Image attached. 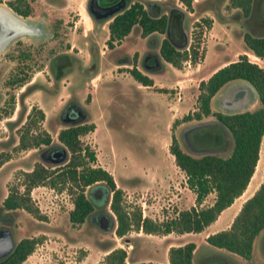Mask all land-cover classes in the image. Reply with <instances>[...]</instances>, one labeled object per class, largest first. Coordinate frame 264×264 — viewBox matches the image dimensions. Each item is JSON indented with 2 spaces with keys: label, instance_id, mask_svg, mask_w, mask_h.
Masks as SVG:
<instances>
[{
  "label": "rangeland",
  "instance_id": "374dc122",
  "mask_svg": "<svg viewBox=\"0 0 264 264\" xmlns=\"http://www.w3.org/2000/svg\"><path fill=\"white\" fill-rule=\"evenodd\" d=\"M5 2L6 0H1L0 4L7 6ZM28 2L31 15L26 18L39 22L38 32L35 34L37 37L18 36L0 51V156L6 158L0 164V229L7 227L11 231L13 242L23 236L41 239L20 264H103V257L109 246H120L127 254L131 252L138 259L169 264L168 247L186 240V235L181 236L175 232L147 233L130 228L122 236H117L113 231L116 220L106 201L102 202L100 210L111 217L112 228L108 231L101 230L97 225L99 220L96 221L90 214L83 222H71L68 211L72 207V195L65 189L57 190L48 185H37L30 190L31 200L42 215L41 218L21 208H2L1 201L9 186L21 181L22 170L31 168L37 161L49 168L53 167L52 164L43 162L37 153L45 147L44 144L16 148L19 132L31 107H38L44 114L39 125L48 131L51 143H58L56 132L63 124L57 120L56 115L65 100L72 96L88 113L87 120L94 123L93 129L80 135V139L94 150L95 164L107 169L116 186L122 189L121 202L126 210L138 207L142 216L160 220L173 215L180 208L190 206L188 191L194 196L195 194L188 187L184 173L174 164L173 156L168 151L170 136L174 134L183 149L193 154L216 151V147L193 150L180 135V130L187 131L191 126L213 121L215 117L210 114L202 116L201 121H195L192 117L183 119L182 116H191L195 109L198 82L206 79V73L226 57L236 58L235 54L243 49L241 34L246 30L264 34V0H254L248 26L242 19L231 17L234 8H225L227 0H219L215 7L209 2L202 5L197 13L199 17L210 18L211 26L206 31L200 58L194 61L183 60L177 70L164 61V71L160 68L156 70L159 65L148 66L147 70L141 67L143 52H156L157 46H150L146 37L130 33V39L122 42H126L129 53L137 50V67L155 80L154 86L150 87L141 86L126 70L127 66H117L106 60V27L97 37L101 58L98 72L86 74L73 68L55 79L47 61L51 53L67 50L83 63L89 60L87 42L80 38L83 29L89 31L91 24L85 0ZM213 8H216L217 14ZM186 14L188 20L185 22V30L189 38L196 13L192 10L186 11ZM219 14L226 17L220 20ZM133 31L135 32V27ZM156 36L159 39L161 35ZM133 37L137 39L136 42H131ZM17 48L29 52V59L16 58ZM246 51L249 53H241L264 67L263 57ZM19 76L24 77L22 82H10L9 78ZM256 103L257 101L248 109H252ZM211 108L223 112L231 109L221 108L212 99ZM168 110L176 116L171 117ZM112 111L115 112L108 124ZM172 118L178 119L176 124L172 125ZM204 129V145L224 146L228 149L229 140L223 128L212 124ZM207 132L212 136L217 133L220 137L218 142L213 143L207 137ZM262 135L260 162L264 160V132ZM220 152L224 154L223 150ZM260 169L261 165L249 181V186L260 177ZM184 185L189 188L188 191L182 188ZM87 190L86 188V193ZM212 196V192L207 193L203 204L209 203ZM229 210L222 213L218 223L228 215ZM214 226L209 225L196 233L193 239L200 244L204 231ZM123 237H129L130 242H124ZM107 244L108 247H103ZM200 249L206 255L205 258L211 259L212 264H264V229L253 241L249 260L210 244L204 246L201 243ZM197 257L195 253L194 264H197ZM127 262L126 257L124 264Z\"/></svg>",
  "mask_w": 264,
  "mask_h": 264
},
{
  "label": "trees",
  "instance_id": "16d2710c",
  "mask_svg": "<svg viewBox=\"0 0 264 264\" xmlns=\"http://www.w3.org/2000/svg\"><path fill=\"white\" fill-rule=\"evenodd\" d=\"M175 1H154L156 10L153 13L147 11L140 2L130 4L110 23L111 37L119 39L135 27L139 29L140 36H148V41L152 35L155 36L153 45L157 46L156 53L159 59L175 67H179L183 60L199 59L206 31L211 26V19L205 16L199 17L197 11H200L199 9L202 5L205 6L206 2L215 7L219 0H196L195 3L194 0ZM5 3L21 16L31 15L28 0H6ZM253 3L254 0H227L225 8H234L231 17L242 19V22L248 26L247 21L253 9ZM213 9L217 14L216 8ZM192 10L196 14L192 20L190 36L187 38L186 11ZM224 17L226 16L219 14L218 18L222 20ZM155 33L161 35L159 39ZM241 39L245 50L259 57L264 55V34L246 30L241 34ZM108 44L112 45L110 41ZM15 56L19 60H26L30 57V53L17 48ZM136 57L137 52H134L132 66L128 68L129 74L141 84L151 85L152 78L135 66ZM224 60L227 62L214 69L206 79L198 82L195 109L191 116L186 114L182 118L192 117L195 120H202V116L213 115L215 120L206 122L204 128L212 124L223 128L229 140L228 149L224 146H216L219 152L200 150L198 154H193L183 149L174 134H171L168 144V151L173 156L174 164L184 173L185 182L195 194L194 203L190 206L180 208L174 211L173 215L160 220L142 216L138 207L126 210L121 202L122 189L116 186L108 170L95 164L94 150L80 139L81 134L94 127L92 121L85 120L81 124H69L58 129L57 140L69 152L62 164L49 168L37 161L31 168L22 170L21 181L9 186L1 201V207L6 210L21 208L41 218L42 215L38 213L31 200L30 190L37 185H48L57 190L65 189L72 195V207L68 211V218L71 222L80 223L92 210V203L85 190L95 181H99L111 193L108 205L116 220L113 231L117 236H122L130 228L141 229L147 233L163 234L200 231L241 194L247 183L249 184L257 165L259 143L264 132V67L249 60L245 53H239L235 59L230 60L228 56ZM9 79L10 82H22L24 77ZM238 80L246 81L255 89L256 105L252 109L234 112L212 110V96L224 85ZM43 116L40 108L31 107L19 132L16 148L24 149L50 142L49 133L39 125ZM177 121L178 119L174 118L172 125ZM204 131L205 129L201 132L196 131L195 135L206 138ZM207 137L212 139L213 143L218 142L220 138L217 133L212 136L208 132ZM221 150L223 153L227 151L222 154ZM4 159L6 158L0 156V164ZM209 192L213 193L211 202L201 204L204 196ZM263 229L264 173L258 186L242 201L230 224L226 228L208 233L205 240L210 245L226 249L249 260L253 241ZM40 240L39 237H20L14 242L11 251L0 257V264H20ZM108 246L107 244L103 247ZM194 246V242L190 240L170 245L167 249L168 263L192 264ZM108 249L103 257V264H124L126 257L128 258L126 264H160L151 260L138 259L131 252L127 254L120 246L113 248L109 246Z\"/></svg>",
  "mask_w": 264,
  "mask_h": 264
},
{
  "label": "flooded vegetation",
  "instance_id": "af4514ba",
  "mask_svg": "<svg viewBox=\"0 0 264 264\" xmlns=\"http://www.w3.org/2000/svg\"><path fill=\"white\" fill-rule=\"evenodd\" d=\"M154 1L157 0H85V9L91 19V24L89 26V31H85L83 29V32H81L82 36L80 38L84 39L85 42H87L89 60L86 63H83L74 53L68 52L67 50L51 53L47 57V61H48L49 69L51 70V73L54 76V78L58 79L60 75L69 73L73 68L86 74H92L93 72H94L93 74H95L96 72H98L99 70L98 66L101 58L98 52L99 42L97 37L99 36L100 33L103 32L105 27L107 28V34H106L107 53L105 56L106 60L114 62L117 66H127L128 68H130L132 66L131 60L133 53L137 52V50H134L131 53H129L126 47V42L123 43L122 41L129 40L131 37L130 33H134L140 36L139 29L135 28V32H134L133 28H131L126 35H124L119 39H115L110 35L109 25L113 21V19L117 17V15L125 11L130 6V4L134 2L143 3V7L147 11L151 13L155 12L156 5L154 4L155 3ZM28 36L34 39L37 37L36 35H28ZM140 37H146V40L148 39L147 35ZM133 39L131 40V42H136L137 39L135 37H133ZM155 40H156L155 36L152 35L150 37V41H148V44H150V46L153 47L154 46L153 42ZM108 41H110L112 45H109ZM137 59L135 64L136 67L138 66ZM140 63H141V67H143L145 70H147L148 66L157 67V65H159V57L157 56L154 50H145L142 54ZM128 68H126L127 71ZM215 100L217 105H219L221 108H225L229 106H242L243 104H245L244 102L247 103L249 101V100L246 101L241 100L240 96L237 94V91L236 92L234 91V87L227 94L220 95ZM114 112L115 111L110 112V116L108 117V124L111 123L110 119L111 116L114 115ZM87 114L88 113L86 112L84 107L78 102V100H76V98L72 96H69L60 107L59 112L56 115V118L60 123L63 124V126H66L69 124H81L83 121L87 120L86 118L88 116ZM195 121H201V120H195ZM205 125L206 123H200L191 126L190 128L187 129V131H185L184 129L180 130V135L183 137L185 144L189 148L193 150H205L210 147L204 145L203 141H206L204 138L198 136V134L195 135L196 131L201 132V130H204ZM44 145L45 147L42 148L41 151L37 152L40 158H42L43 162L50 163L53 166H58L61 165L62 162L67 158L69 152L65 146H62L59 143V141L58 143H51L50 141L48 144H44ZM38 146H34V147H38ZM216 146L217 145H215V147ZM61 150H64L65 158L62 161L57 162L56 159L59 156H61L60 153ZM87 189H88L87 190L88 193H86V195L88 196V198L92 203V210L89 214L93 218H95L96 221H98L102 212L100 210V205L102 204L103 201H106L109 204L111 193L109 189L99 181H95L93 184H91V186L87 187Z\"/></svg>",
  "mask_w": 264,
  "mask_h": 264
},
{
  "label": "water",
  "instance_id": "95a60500",
  "mask_svg": "<svg viewBox=\"0 0 264 264\" xmlns=\"http://www.w3.org/2000/svg\"><path fill=\"white\" fill-rule=\"evenodd\" d=\"M39 22L31 21L23 17L7 6L0 4V51L3 50L13 39L21 35H35L38 32ZM234 87V91L240 96L241 100L246 101L242 106H229L231 108L228 112L240 111L248 109L257 101V94L255 89L246 81H234L221 87L216 92L212 101H215L220 95L227 94ZM234 108V109H233ZM61 156L56 161L60 162L65 158L64 150H61ZM107 199V198H106ZM97 225L103 231H108L111 226V217L101 212L99 222ZM124 242H130L129 237H123ZM14 245L11 231L7 228L0 229V257L9 253Z\"/></svg>",
  "mask_w": 264,
  "mask_h": 264
},
{
  "label": "crops",
  "instance_id": "0c3cea01",
  "mask_svg": "<svg viewBox=\"0 0 264 264\" xmlns=\"http://www.w3.org/2000/svg\"><path fill=\"white\" fill-rule=\"evenodd\" d=\"M214 23V21H212V24ZM213 26V25H212ZM212 28V27H211ZM246 52V53H249L248 51H246L244 48L241 50V51H238L236 54H235V56L236 55H238L239 53H241V52ZM253 56H255V55H253ZM255 57H257V56H255ZM263 58H264V55L262 56ZM232 59H235V57H230V60H232ZM161 60L162 59H159V67L156 69V70H159V68H160V70H165L166 69V67H165V65L163 64V61L164 60H162V62H161ZM164 62H166V61H164ZM227 61L226 60H223L221 63H219L218 65H216L215 67H213L209 72H207L206 74H207V76L214 70V69H216L217 67H219V66H221V65H223L224 63H226ZM166 64L167 65H170L171 66V68H173L174 70H177V68L178 67H175V66H173V65H171L169 62H166ZM199 64V63H198ZM144 73H146V72H144ZM147 74V73H146ZM149 75V74H148ZM150 76V75H149ZM151 77V76H150ZM151 78H153V77H151ZM138 82V81H137ZM140 83V82H139ZM231 83V82H230ZM141 84V83H140ZM154 84H155V80L154 79H152V84L151 85H145V84H141V86H143V87H150V86H154ZM166 85H168V84H166ZM139 86V85H138ZM171 87V86H170ZM221 89V88H220ZM219 89V90H220ZM216 94V93H215ZM214 94V95H215ZM214 95L212 96V98L211 99H213V97H214ZM166 109H168V108H166ZM169 111V113L170 114H172L171 115V117H174V116H176L175 114H174V112H172V111H170V110H168ZM168 111H167V113H168ZM168 116V115H167ZM173 119V118H172ZM263 136V135H262ZM262 136H261V139H260V143H259V150H258V158H257V160H258V162H257V160H256V163H257V165H256V168H255V171H257L258 170V168H259V166L261 165V169H260V177L255 181V183L253 184V185H251L250 184V186H249V184L247 183V185H246V187H245V189L241 192V194L240 195H238L237 197H235L234 199H233V201L228 205V206H226L225 208H223L220 212H219V214L217 215V217L213 220V221H211L208 225H206L205 227H203L200 231H202L203 229H205L206 227H208L209 225H215L214 227H212L211 229H209V230H207V231H204V234L202 235V240H201V243L204 245V246H206L207 244H209V243H207L206 242V240H205V236L208 234V233H210V232H214V231H216V230H219V229H222V228H226L229 224H230V222H231V220H232V217L234 216V214L237 212V210L239 209V207H240V205H241V203H242V201L245 199V198H247L253 191H254V189L258 186V184H259V182H260V180H261V178H262V173H264V160H262L261 162L259 161V159H260V154H261V141H262ZM216 151H218V150H216ZM171 154V153H170ZM172 155V154H171ZM255 163V164H256ZM260 164V165H259ZM179 169V168H178ZM180 171V170H179ZM255 171H254V174H255ZM253 174V175H254ZM253 177V176H252ZM250 179V178H249ZM250 183V182H249ZM182 188H184L185 189V191H188L189 190V188H187L185 185L184 186H182ZM188 198H189V203L188 204H193L194 203V201H193V198H194V195H192L191 194V192L190 191H188ZM190 195V196H189ZM240 197H241V199H240ZM211 202V201H210ZM209 202V203H210ZM201 204H203V200H202V202H201ZM189 206V205H188ZM188 206H186V207H188ZM226 209H230L229 210V213H228V215H226L225 217H224V219L221 221V222H219L218 223V221L220 220V218H221V215H222V213L226 210ZM200 231H196V232H193V231H189V232H183V233H177L178 235H186V237H187V239L186 240H184V241H182V242H179V243H177V244H180V243H183V242H185V241H188V240H190V241H193L194 242V244H195V246H194V249H193V251H192V257H191V261H192V264H194L195 262H194V255H195V253L197 254V264H212V261H210L211 259L210 258H205V254H203L202 253V251H201V249H200V245H201V243L199 244V243H197V241H195V239H193L194 237H195V234L196 233H199ZM198 250H200L199 252H198ZM204 252V251H203Z\"/></svg>",
  "mask_w": 264,
  "mask_h": 264
},
{
  "label": "built area",
  "instance_id": "2783aa9c",
  "mask_svg": "<svg viewBox=\"0 0 264 264\" xmlns=\"http://www.w3.org/2000/svg\"><path fill=\"white\" fill-rule=\"evenodd\" d=\"M187 61H189V60H187Z\"/></svg>",
  "mask_w": 264,
  "mask_h": 264
}]
</instances>
